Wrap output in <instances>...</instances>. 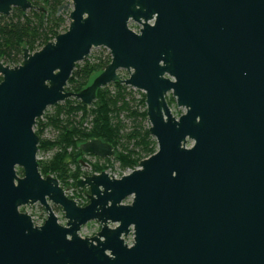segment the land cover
<instances>
[{
	"label": "water",
	"instance_id": "95a60500",
	"mask_svg": "<svg viewBox=\"0 0 264 264\" xmlns=\"http://www.w3.org/2000/svg\"><path fill=\"white\" fill-rule=\"evenodd\" d=\"M67 1L57 9L72 1L64 31L24 47L19 64L0 62V264H264V0ZM13 7L45 11L0 0V15ZM98 46L109 63L68 90L76 63ZM112 82L143 91L156 150L120 177H78L88 200L79 205L40 173L33 127L47 107L71 97L90 105ZM169 91L185 110L177 117ZM79 148L115 154L98 138ZM34 203L41 224L21 210ZM89 221L99 230L83 237Z\"/></svg>",
	"mask_w": 264,
	"mask_h": 264
},
{
	"label": "trees",
	"instance_id": "16d2710c",
	"mask_svg": "<svg viewBox=\"0 0 264 264\" xmlns=\"http://www.w3.org/2000/svg\"><path fill=\"white\" fill-rule=\"evenodd\" d=\"M31 2L45 11L30 8L23 12L13 7L9 15H0V62L4 64L13 66L21 63L24 47L29 51L36 50L66 29L63 12L57 13L64 0ZM109 61L110 54L106 50L92 60L84 59L81 65L76 64L66 88L79 91ZM135 93L136 90L128 85L112 82L97 90L90 105L71 97L54 105L52 113H43L34 125L39 136L38 151L53 150V154L49 158L38 159L40 173L53 175L62 187L74 186L75 180L85 174L80 170L85 154L79 144L90 138L110 143L115 152L114 160L122 169H133L141 159L152 154L156 150V141L148 133V125H144L147 120L144 93L140 98H136ZM47 127L56 131L53 138L43 136ZM97 160L100 158L96 157V161L89 163L92 173L103 169ZM17 172L21 174V169L18 168ZM76 191L83 193L81 189Z\"/></svg>",
	"mask_w": 264,
	"mask_h": 264
},
{
	"label": "rangeland",
	"instance_id": "374dc122",
	"mask_svg": "<svg viewBox=\"0 0 264 264\" xmlns=\"http://www.w3.org/2000/svg\"><path fill=\"white\" fill-rule=\"evenodd\" d=\"M66 2H68V1L64 0L63 4L66 3ZM70 9H71V6H69L67 10L60 11V12H63L62 16L65 19L64 26H66V27H67L68 22H69L68 13H69ZM129 26H131L133 30L137 29L139 27V25H137L134 22H130ZM106 50L107 49L102 47V46L93 47V48H91V50L89 52V55L87 57H85L84 59L92 60V58L95 55H99L101 53H105ZM84 59L82 61L77 62L76 64H78V65L80 64L81 65L82 62L84 61ZM118 73H119L120 76H127L128 75L126 70H121L120 69V70H118ZM109 88L113 89L112 86H109ZM136 92L137 93H135L134 96L136 98H140V95H141V93H143V91L136 89ZM165 98L167 100V103H168V105L170 107V110H171L172 114L175 117L179 116L181 113H183L185 111L183 107H178L176 105L175 99L172 96L170 91L165 95ZM52 112H53V106H49V107H47L44 110V113L50 114ZM42 120H44V119H42ZM144 125H148L149 126V123H148L147 120L145 121ZM55 134H56L55 130H53L51 127H47L44 130L43 136L47 137V138H53L55 136ZM52 154H53V150L37 151V160L38 159L49 158V157L52 156ZM83 158L89 163L96 161V158L87 156L86 154L83 156ZM97 161H98L97 162L98 164L103 165V169L102 170L107 172V174L110 175V176L119 175V174H121L123 172H128L131 169L129 167H127L125 169H122L120 167L119 163L114 160V156L106 157V158H100V160H97ZM71 167H73V165ZM80 170L82 172H84L85 174H91L92 173L91 172V167L88 166V165H81ZM69 182H70V180L68 181V183ZM64 187L65 188H71V185L68 184V185H66ZM72 194H73L74 197L75 196H81L82 197V195H83L82 192L80 193L78 191H72ZM125 202H128V200H126ZM51 206H52V204H51ZM23 209L28 211L33 216V221H35V222L39 221V220H42V219H45V217H46L45 213H44V210H42L43 208L41 209L40 205L38 203L33 204L31 207L23 206ZM53 211H54L55 215L57 216L58 222L61 223V224H64L65 223V219L63 217V213H62L60 207L59 208H53ZM98 230H99V224L96 221H89L86 224L81 226V228L79 230V234L81 236H83V237H90V236H93L94 234H96V232ZM125 241L128 244L131 243V241H132L131 232L129 233L128 236L125 237Z\"/></svg>",
	"mask_w": 264,
	"mask_h": 264
},
{
	"label": "built area",
	"instance_id": "2783aa9c",
	"mask_svg": "<svg viewBox=\"0 0 264 264\" xmlns=\"http://www.w3.org/2000/svg\"><path fill=\"white\" fill-rule=\"evenodd\" d=\"M133 30V29H132ZM139 29L137 28V29H134V31H138ZM121 77H127V76H121ZM131 87V86H130ZM131 88H133V87H131ZM134 90H136L135 88H133ZM87 156H90V157H93V158H96V156H91V155H87ZM86 163H87V165L88 166H90L89 165V162H87L86 161ZM137 167V166H136ZM135 167V168H136ZM134 169V168H133ZM132 169H130L128 172H130ZM128 172H123V173H121V174H119V175H114L113 177H120L121 175H123V174H126V173H128ZM82 175H84V174H82ZM82 175H80V176H82ZM79 176V177H80ZM63 188H65V187H63ZM77 189L74 187V186H71V188H65V193H66V195H68L69 197H71V198H73L75 201H76V203L77 204H79V205H84V203L86 204V196L83 194L82 195V197L81 196H73V194H72V191H76ZM26 211V210H25ZM28 212V211H27ZM29 213V212H28ZM30 214V213H29ZM31 215V214H30ZM31 218H32V220H33V216L31 215ZM35 224H41L42 222H43V219L42 220H39V221H33Z\"/></svg>",
	"mask_w": 264,
	"mask_h": 264
},
{
	"label": "flooded vegetation",
	"instance_id": "af4514ba",
	"mask_svg": "<svg viewBox=\"0 0 264 264\" xmlns=\"http://www.w3.org/2000/svg\"><path fill=\"white\" fill-rule=\"evenodd\" d=\"M71 9H72V1H71ZM130 22H134V23H136L137 25H139V27H138V29L141 27V25L140 24H138L136 21H134V20H132L131 18H129L128 19V21H127V24H128V26H129V23ZM151 22V21H150ZM129 28H131L132 29V27L131 26H129ZM86 155H91V156H95V155H92V154H86ZM97 157V156H96ZM100 158V157H99ZM82 161H84V160H82ZM82 161H81V164H82ZM84 162H86V161H84ZM83 165V164H82ZM83 191V190H82ZM83 194L86 196V192L85 191H83ZM86 201H88L87 200V197H86ZM87 203V202H86ZM35 204V203H34ZM33 205V204H32ZM32 205H26V206H28V207H31ZM52 209L53 208H57L58 206H56V205H53L52 204ZM40 208L42 209L43 207L42 206H40ZM59 208V207H58ZM24 210V209H23ZM42 210H44V208L42 209ZM44 213H45V216H46V212H45V210H44ZM44 220V219H43Z\"/></svg>",
	"mask_w": 264,
	"mask_h": 264
}]
</instances>
